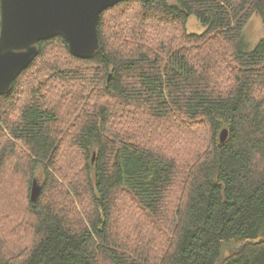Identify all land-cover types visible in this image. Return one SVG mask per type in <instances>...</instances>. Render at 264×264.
I'll return each instance as SVG.
<instances>
[{
	"label": "trees",
	"instance_id": "trees-1",
	"mask_svg": "<svg viewBox=\"0 0 264 264\" xmlns=\"http://www.w3.org/2000/svg\"><path fill=\"white\" fill-rule=\"evenodd\" d=\"M254 16L264 28V0H128L101 15L91 58L62 35L40 42L0 94V207L31 222L0 219V264H264V37L244 45ZM171 118L190 132L148 136ZM123 211L161 233L157 248L120 238Z\"/></svg>",
	"mask_w": 264,
	"mask_h": 264
},
{
	"label": "water",
	"instance_id": "water-1",
	"mask_svg": "<svg viewBox=\"0 0 264 264\" xmlns=\"http://www.w3.org/2000/svg\"><path fill=\"white\" fill-rule=\"evenodd\" d=\"M128 0H1L0 94L38 55V44L62 35L73 55L87 59L100 49L101 15ZM224 129L220 141L227 140ZM33 191V202L37 200Z\"/></svg>",
	"mask_w": 264,
	"mask_h": 264
},
{
	"label": "rangeland",
	"instance_id": "rangeland-1",
	"mask_svg": "<svg viewBox=\"0 0 264 264\" xmlns=\"http://www.w3.org/2000/svg\"><path fill=\"white\" fill-rule=\"evenodd\" d=\"M203 29L204 28L201 27V25L199 24V22L195 18H192L190 20V22H189L190 32L201 33ZM245 37H246L247 45L246 44H244V45L246 47H249V49H253L259 43V41L261 39H263L264 28H263V23H262V20L260 17L254 16L252 18V20L250 21V23L246 27ZM244 43H245V39H244ZM166 122L167 123L160 122L157 125V133H154L152 135L148 134V136L154 140H160V139L162 140V138L165 137L166 135L171 136L173 131L175 132L176 130L179 132H185V134L190 132L189 127L187 125H181V123L178 121L177 118H174V119L171 118V119L167 120ZM64 145H65V147L63 148L64 154H68L70 159H74L77 156V151L73 150L72 147L70 146V144H68V143H65ZM67 162L69 163L70 161L67 160ZM62 163L63 162H61L60 160L57 162V164H59V165H62ZM8 167H9V164L7 163L5 165V168L7 169ZM43 179H44L43 173L41 171H39L38 176H37V180H38L39 184H41L43 182ZM7 187H8V191L6 193L10 194L12 190H11L9 185ZM169 197L171 199V207H170V205H168V203H167V207L169 209L168 211L171 212L174 210V208H172V207L181 200L182 195L180 192V187H177L175 189L173 188L169 194ZM169 197H168V199H169ZM8 204H9L8 199H5L3 202H1V205L3 207L7 206ZM2 210L3 209L0 207V219L2 221H6V222H9L13 225H17L20 232H21V229H25V227L29 228V225L31 223L30 219H28L26 221L23 220L22 222H19L17 220H13L10 216H8L6 214H2ZM129 214H131V211H128L127 213L125 212V215H129ZM123 215H124V211L122 212V215L119 218L118 222L120 223L119 236L125 243L128 242L125 235H128L132 239L139 236L138 244L133 249V250H136L140 244L139 242L141 240V236L144 235V242L152 248H157L158 238H159V235L161 234L160 232L152 233L150 231V228H149V223L145 220L142 223L140 218L136 214H135V217H136L137 221L134 223H130L127 220L126 216L123 217ZM22 235L29 238V234L26 232H23ZM0 236L2 237V239L5 242L9 240V233L1 227H0ZM6 243H5V245H6ZM7 246H8V244H7Z\"/></svg>",
	"mask_w": 264,
	"mask_h": 264
}]
</instances>
